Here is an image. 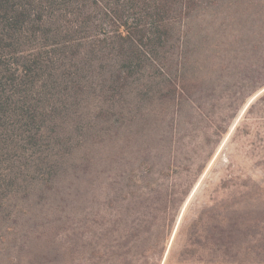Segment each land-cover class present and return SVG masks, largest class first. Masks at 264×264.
Returning <instances> with one entry per match:
<instances>
[{
	"label": "trees",
	"instance_id": "obj_1",
	"mask_svg": "<svg viewBox=\"0 0 264 264\" xmlns=\"http://www.w3.org/2000/svg\"><path fill=\"white\" fill-rule=\"evenodd\" d=\"M259 5L255 20L260 23L264 0ZM216 6L219 0H0V209L13 188L17 194L26 189L23 177L38 174L43 179L38 185L57 188L70 177L72 158L65 154L70 144L49 136L47 129L59 111L53 102L62 96L61 88L68 91L74 84L67 67L76 57L74 34L95 13L98 16V9L103 8L101 13L108 19L110 30L104 36L121 57L120 73L154 67L161 78L153 84L160 90L167 85L174 100L178 96L192 100L201 92L212 107L209 102L224 107L227 102L237 104L231 120L253 96L244 121L235 130L242 125L264 126V52L249 60L248 45L240 47L244 46L238 55V74L232 77L234 91L223 97V86L217 100H209L208 92L213 90L214 78L223 80L227 73V52L220 54L217 69L222 74L211 70L214 75L208 78L201 71L215 64L213 45L200 52L197 38L195 43L184 40L181 49L187 52L180 55L176 75L173 78L168 72L175 26L185 25L205 7ZM259 26L252 50L260 52L264 51V21ZM232 28L224 21L225 39L234 33L240 42L245 31ZM58 61L60 70L48 66ZM146 158L152 159L150 152ZM171 158L169 165L160 164V174L152 167L114 166L103 184V200L94 198L84 228L70 236L68 230L60 242L44 239L46 230L34 238L23 237L16 247L8 244L0 249L5 251L1 264H264V195L259 185L231 184L225 198L203 207L187 227H181V209L212 155L197 167L194 179H190L194 173L176 177L178 171L171 169L177 166L170 164ZM173 172L171 181L159 183L154 178Z\"/></svg>",
	"mask_w": 264,
	"mask_h": 264
},
{
	"label": "rangeland",
	"instance_id": "obj_2",
	"mask_svg": "<svg viewBox=\"0 0 264 264\" xmlns=\"http://www.w3.org/2000/svg\"><path fill=\"white\" fill-rule=\"evenodd\" d=\"M260 3L261 0H219V6L205 7L185 25H176L169 49L173 61L168 68L170 75L174 78L180 55L187 52L186 48L181 49V42L195 43L197 38L200 52L206 50L209 43L214 48L215 64L201 71L202 75L208 74V78L215 70L222 74L217 69L220 54L227 52V73L223 74V80L220 76L214 78L213 90L208 92L207 98L219 99L223 86L225 93L222 96L230 95L234 91L232 77L238 74V55L242 48L248 45L245 50H248L249 60L253 55L261 57L264 52L263 49L260 52L252 50L254 33L264 21L255 20ZM92 9L88 6L90 13ZM101 11L98 9V16L95 13L94 18L80 25V32L74 34L76 57L67 64L68 73H71L68 78L74 84L68 91L61 88L62 96L53 102L59 106V111L49 121L52 124L47 129L49 136L70 144L65 150L72 158L70 177L61 188L38 185L43 181L38 174L23 177L26 189L17 194L13 188L0 209V249L8 244L14 248L23 237L34 238L44 230V239L53 238L57 242L68 230L69 236L76 229L80 228V231L85 226V217L94 198L102 202L103 184L118 164L121 168L130 166L145 170L152 167L155 168L153 172L160 174L157 171L161 166L169 165L167 160L172 157L170 164L177 167L171 170L178 171L175 176L194 173L190 178L194 179L197 167L205 164L207 157L212 155L181 209L178 220L181 227H187L203 207L225 198L231 184L259 185V192L264 195V126L242 125L235 130L236 125L244 121V113L254 97H249L236 118L231 120L237 104L227 102L224 107L221 103L209 102L214 105L212 107L206 102L207 94L200 96L201 92L192 100L181 96L174 100L167 85L160 90L158 84H153L155 78H161L154 67L141 72L120 73L121 57L111 42H106L104 33L109 32L110 27ZM261 11L264 12V7ZM224 21L232 25L233 32L241 28L245 31L240 42L236 41L237 34L234 33L229 40L225 39L226 33L221 30ZM203 55L206 54L199 56ZM16 62L12 60V63ZM60 65L59 61L48 64L57 70ZM10 66L13 68L12 64ZM223 82L228 83L223 85ZM220 132L223 135H219ZM53 143H58V139ZM45 146L46 143L44 149L47 150ZM147 150L151 160L146 158ZM57 154L58 150L53 152V156ZM174 173L154 178L164 183L173 180ZM1 255L4 256L5 251L0 252V259Z\"/></svg>",
	"mask_w": 264,
	"mask_h": 264
},
{
	"label": "bare ground",
	"instance_id": "obj_3",
	"mask_svg": "<svg viewBox=\"0 0 264 264\" xmlns=\"http://www.w3.org/2000/svg\"><path fill=\"white\" fill-rule=\"evenodd\" d=\"M246 108V107H245Z\"/></svg>",
	"mask_w": 264,
	"mask_h": 264
}]
</instances>
